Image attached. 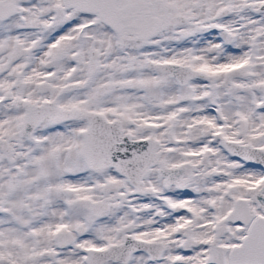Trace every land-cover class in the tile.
<instances>
[{"label":"snow or ice","instance_id":"1","mask_svg":"<svg viewBox=\"0 0 264 264\" xmlns=\"http://www.w3.org/2000/svg\"><path fill=\"white\" fill-rule=\"evenodd\" d=\"M0 264H264V0H0Z\"/></svg>","mask_w":264,"mask_h":264}]
</instances>
